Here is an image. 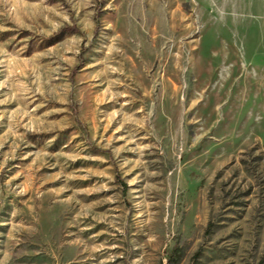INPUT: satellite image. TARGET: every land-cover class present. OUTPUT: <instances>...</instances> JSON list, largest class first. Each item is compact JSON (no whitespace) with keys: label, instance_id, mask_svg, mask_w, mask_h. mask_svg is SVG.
<instances>
[{"label":"rangeland","instance_id":"374dc122","mask_svg":"<svg viewBox=\"0 0 264 264\" xmlns=\"http://www.w3.org/2000/svg\"><path fill=\"white\" fill-rule=\"evenodd\" d=\"M0 264H264V0H0Z\"/></svg>","mask_w":264,"mask_h":264}]
</instances>
